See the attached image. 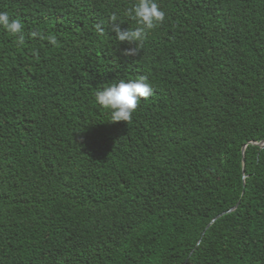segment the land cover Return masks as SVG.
<instances>
[{
	"label": "trees",
	"instance_id": "trees-1",
	"mask_svg": "<svg viewBox=\"0 0 264 264\" xmlns=\"http://www.w3.org/2000/svg\"><path fill=\"white\" fill-rule=\"evenodd\" d=\"M156 2L125 56L136 0H0V264H264V0ZM140 77L111 122L96 90Z\"/></svg>",
	"mask_w": 264,
	"mask_h": 264
},
{
	"label": "clouds",
	"instance_id": "clouds-1",
	"mask_svg": "<svg viewBox=\"0 0 264 264\" xmlns=\"http://www.w3.org/2000/svg\"><path fill=\"white\" fill-rule=\"evenodd\" d=\"M128 15L135 21L136 27L122 28V23L113 15L110 18L111 31L120 43L130 46L124 49L123 55L135 56L139 51L138 45L143 43L150 30L164 21L165 13L160 10L156 0H136L128 10ZM0 28L17 37L18 45H23V24L20 20L11 18L7 11H0ZM49 43L55 45V38L49 37ZM152 93L153 87L145 77L120 79L107 87L97 89L94 99L100 106L111 110V122H130L141 98L147 99Z\"/></svg>",
	"mask_w": 264,
	"mask_h": 264
},
{
	"label": "water",
	"instance_id": "water-1",
	"mask_svg": "<svg viewBox=\"0 0 264 264\" xmlns=\"http://www.w3.org/2000/svg\"><path fill=\"white\" fill-rule=\"evenodd\" d=\"M251 144H252V145H257V146H259V147H261V148H264V140H263L261 143H258V144H257V143H251ZM245 148H246V147L243 148V153H244ZM237 207H238V205H236L234 208L230 209L229 211L224 212V213L218 215L216 218H214V219L212 220V222L206 227V229H205V231L203 232V234H202V236H201V238H200V240H199L197 246L201 243L202 238H203L204 235H205V232H206V231L212 226V224H214V223H215L219 218H221L222 216L234 212V211L237 209ZM184 264H186V263H184Z\"/></svg>",
	"mask_w": 264,
	"mask_h": 264
}]
</instances>
